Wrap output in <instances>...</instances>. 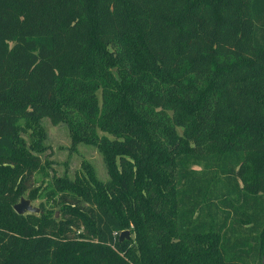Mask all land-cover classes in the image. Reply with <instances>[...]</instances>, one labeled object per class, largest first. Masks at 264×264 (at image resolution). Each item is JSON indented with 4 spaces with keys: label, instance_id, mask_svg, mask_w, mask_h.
I'll list each match as a JSON object with an SVG mask.
<instances>
[{
    "label": "trees",
    "instance_id": "1",
    "mask_svg": "<svg viewBox=\"0 0 264 264\" xmlns=\"http://www.w3.org/2000/svg\"><path fill=\"white\" fill-rule=\"evenodd\" d=\"M43 118L107 179L18 215ZM261 229L264 0H0V264H264Z\"/></svg>",
    "mask_w": 264,
    "mask_h": 264
},
{
    "label": "rangeland",
    "instance_id": "2",
    "mask_svg": "<svg viewBox=\"0 0 264 264\" xmlns=\"http://www.w3.org/2000/svg\"><path fill=\"white\" fill-rule=\"evenodd\" d=\"M40 125L44 131V135L39 139L43 145L40 153L33 152L38 157V166L26 183L27 189L14 201L13 204L19 201V198L28 199L31 206L40 208L43 205L44 209H52L54 216L58 217V207L60 197L55 192L53 187V178L67 176L70 179L75 174L79 175L82 169V164L87 163L95 172L99 180H106L107 174L100 152L92 145L77 144L72 146L68 131L63 124H51L48 119L43 118ZM25 141H29L30 137L26 134L21 135ZM53 193V194H52ZM53 196H52V195ZM48 195L52 196L48 198ZM12 204V205H13ZM42 211V210H41ZM246 227H242L245 230ZM127 230V229H125ZM242 230L243 236H248L249 241H253V236H258L259 231L253 230L251 233ZM129 234V231H128ZM259 234H264V229H261ZM264 239V235H263ZM264 246V240L261 242ZM247 257V263L257 264L252 255Z\"/></svg>",
    "mask_w": 264,
    "mask_h": 264
},
{
    "label": "water",
    "instance_id": "3",
    "mask_svg": "<svg viewBox=\"0 0 264 264\" xmlns=\"http://www.w3.org/2000/svg\"><path fill=\"white\" fill-rule=\"evenodd\" d=\"M12 209L18 215L24 213H37L39 209L37 207L31 206L28 199L22 197L19 198V201L12 205ZM128 238V230H122L118 235V241Z\"/></svg>",
    "mask_w": 264,
    "mask_h": 264
}]
</instances>
